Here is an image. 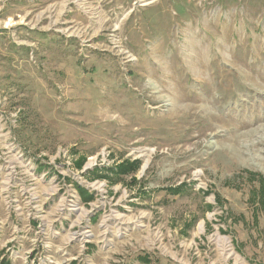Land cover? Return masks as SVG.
<instances>
[{
	"label": "rangeland",
	"instance_id": "374dc122",
	"mask_svg": "<svg viewBox=\"0 0 264 264\" xmlns=\"http://www.w3.org/2000/svg\"><path fill=\"white\" fill-rule=\"evenodd\" d=\"M0 264H264V0H0Z\"/></svg>",
	"mask_w": 264,
	"mask_h": 264
},
{
	"label": "trees",
	"instance_id": "16d2710c",
	"mask_svg": "<svg viewBox=\"0 0 264 264\" xmlns=\"http://www.w3.org/2000/svg\"><path fill=\"white\" fill-rule=\"evenodd\" d=\"M173 189H175L177 192H179L181 188H176V187H174ZM189 227H191V226H189ZM189 227H188V228H189Z\"/></svg>",
	"mask_w": 264,
	"mask_h": 264
}]
</instances>
